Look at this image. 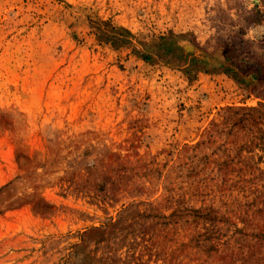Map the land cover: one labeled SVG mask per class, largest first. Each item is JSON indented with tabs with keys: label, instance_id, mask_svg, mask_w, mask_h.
<instances>
[{
	"label": "rangeland",
	"instance_id": "obj_1",
	"mask_svg": "<svg viewBox=\"0 0 264 264\" xmlns=\"http://www.w3.org/2000/svg\"><path fill=\"white\" fill-rule=\"evenodd\" d=\"M0 264H264V0H0Z\"/></svg>",
	"mask_w": 264,
	"mask_h": 264
}]
</instances>
